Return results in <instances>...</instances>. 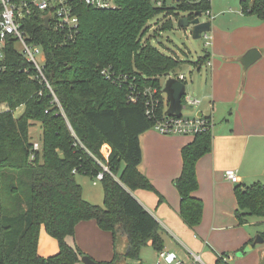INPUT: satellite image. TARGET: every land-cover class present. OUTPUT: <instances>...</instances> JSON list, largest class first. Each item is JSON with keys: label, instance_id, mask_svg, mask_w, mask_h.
<instances>
[{"label": "trees", "instance_id": "16d2710c", "mask_svg": "<svg viewBox=\"0 0 264 264\" xmlns=\"http://www.w3.org/2000/svg\"><path fill=\"white\" fill-rule=\"evenodd\" d=\"M177 8L156 7L151 0H118L114 10H96L77 0L75 13L80 29L75 39L46 28L41 14L31 16L25 28L31 41L43 48L45 72L61 108L31 64L15 49L7 52L0 69V264H77L86 256L72 248L68 237L84 221H94L116 241L127 238L125 254L99 264H142L140 251L151 243L164 249L163 229L156 218L132 195L138 189L156 192L140 171V137L153 129L166 113L162 80L184 63L150 41L143 43L147 24L155 16L180 12L206 13L211 0H179ZM241 11L264 21V0H241ZM169 20L162 30L173 29ZM205 56L199 63L205 61ZM198 63V64H199ZM107 70L113 79H108ZM113 80V81H112ZM141 92L130 101L132 89ZM157 89L160 99L156 118L146 116L144 89ZM23 108L21 114L16 111ZM39 122L41 150L34 151L31 129ZM213 132L205 131L182 149L183 168L174 185L180 196V216L189 228L202 223L204 203L194 196L199 188L198 161L213 149ZM101 180L104 203L96 206L83 197L77 175ZM116 179V177H118ZM237 217L264 219V184L235 188ZM162 201L163 198L160 197ZM54 238L59 252L39 254L41 231ZM122 235V236H121ZM264 237V235H262ZM217 264H230L225 255Z\"/></svg>", "mask_w": 264, "mask_h": 264}, {"label": "crops", "instance_id": "0c3cea01", "mask_svg": "<svg viewBox=\"0 0 264 264\" xmlns=\"http://www.w3.org/2000/svg\"><path fill=\"white\" fill-rule=\"evenodd\" d=\"M215 16V26L206 38L211 47L204 55L208 58L195 64L199 78L191 89L192 98L205 106V112L198 114L211 118L214 125L219 112L218 117L226 120V128L216 136L213 133L212 151L196 167L199 188L194 196L204 203L202 223L192 229L183 222L174 185L183 168L182 149L194 140L192 136H165L154 129L142 134L139 171L156 192L138 189L132 195L160 223L165 244L162 252L174 253L185 264H217L222 255L230 264H264V243L254 244L264 235V219L247 217L241 224L235 197L237 186L247 187L264 178V21L236 9L216 11ZM252 49L261 57L245 70L240 59ZM202 66L207 68L206 76L201 75ZM227 170H234L240 182L227 181ZM41 239L42 235L39 254L48 257ZM67 242L97 262L111 261L116 252L125 254L127 249L124 235L114 241L112 234L94 221L79 223ZM249 245L253 250L244 253Z\"/></svg>", "mask_w": 264, "mask_h": 264}, {"label": "built area", "instance_id": "2783aa9c", "mask_svg": "<svg viewBox=\"0 0 264 264\" xmlns=\"http://www.w3.org/2000/svg\"><path fill=\"white\" fill-rule=\"evenodd\" d=\"M76 1L77 0H0V69L5 68L3 63L6 60L7 52L11 48H15L27 62L31 64L32 68L35 70L37 79L50 90L53 103L57 104L60 108V102L46 76L45 52L41 46L31 41L30 33L27 28H25V25L28 19L34 14H41L43 22L44 18L49 16V28L52 27V29L57 32H64L69 39H75L80 29V19L75 13L77 6ZM165 1L166 0H151V2L159 8L163 7ZM81 2L96 10H114L118 8L119 5L118 0H81ZM207 14L211 16L210 11H207ZM207 34L208 33H205L203 37L207 38ZM206 45H208V43ZM18 46L21 47V50H18ZM103 74H105L108 79H113V75L107 70H105ZM169 77L176 78L182 82L186 81L184 75L175 76L171 73ZM113 80L114 82H122L124 78ZM131 89L132 91L128 96L129 100L135 101L139 99L141 92L138 93L136 89ZM157 95V89L146 88L142 92L146 105V116L148 118H156V110L160 105V99ZM163 96L165 97L164 92ZM182 103L183 110L187 107H193V111H195L197 106L200 105V101L187 95V92L182 99ZM213 127V121L207 116L202 115L200 117L198 114L193 117L184 116L182 112L181 116H167L165 113L162 117L156 118L153 129L165 136L195 137L205 131L213 130ZM33 146L34 151L41 150L40 143L34 142ZM102 168L103 171L99 172L95 177L98 181L103 180L105 173L110 174L107 166L102 165ZM225 177L226 180L231 183L237 184L240 182L234 170H227L225 172ZM159 259L160 262H166L168 264H185L179 260L174 253L169 252H160Z\"/></svg>", "mask_w": 264, "mask_h": 264}, {"label": "rangeland", "instance_id": "374dc122", "mask_svg": "<svg viewBox=\"0 0 264 264\" xmlns=\"http://www.w3.org/2000/svg\"><path fill=\"white\" fill-rule=\"evenodd\" d=\"M211 1H212L211 16H208L206 12L203 14L202 20L210 21L212 23V26H215L214 22L216 20V16H215L216 11L231 12L235 9L241 11V0H211ZM166 2H167L168 10L172 8L174 9L177 8L178 2L176 0H166ZM235 6H239V7L236 8ZM176 14H178L177 17L175 16L171 17L166 11L164 13L155 16L152 20H150L147 24L148 29L142 39V42L146 43L150 41V43L162 53L169 56L177 57L178 59L184 62L177 71L172 73V75L178 76L180 75V73L185 74V76L187 77L186 80L187 95L193 97L191 89L193 88V84L195 85L196 79L199 78V73L195 68L196 66L195 64L199 63V59L203 58L206 52L211 47L206 45L207 40L205 37L199 40L193 39L190 28H186V29L178 28L177 26L178 18L185 16L188 13H183L176 10ZM169 20H172L174 22L173 29L162 30L161 29L162 26ZM17 48L18 50H21L20 46H18ZM201 71H202L201 75L206 76L207 68L205 66H202ZM166 80L167 79L164 77L162 82L165 84ZM204 108L205 106L200 105L196 108L195 111H189L184 109L183 115L193 117L197 115L200 110L205 112ZM166 109H167V104H166ZM4 110H6V106L0 105V112ZM22 111L23 108H20L16 111V114L19 115L22 113ZM220 115L221 114L219 112L217 116H214V119H216L215 125L212 130L214 136H216L217 131H220L221 129L224 130V128H226L224 127L226 125V120L224 117L219 118L218 116ZM31 136H32L31 139L32 142H38V143L41 142L42 129H41V124L39 122L35 123L34 127L31 129ZM117 178H119V176ZM76 179L77 182L82 187L83 197L93 205L103 206L104 192L101 181H98L95 178H91L85 175H77ZM256 182L264 184V178L260 180H256ZM251 220L261 221L263 220V218L253 217V219ZM261 228H262L261 231H264V225H261ZM41 235H42L41 242L43 243V249L45 248L44 251L48 253L50 256L56 255L59 252V246L57 241L54 238H52L50 235H48L45 231H42ZM75 247L76 246H74L72 243V248ZM44 251L42 252L44 253ZM52 251L54 252L51 255L50 253H52ZM159 254L160 253L158 254L156 253V251L154 250L151 244H146L141 248L140 258L144 264H168L166 262H160ZM125 262L126 264H135V262L130 259H127V261ZM77 264H81V262Z\"/></svg>", "mask_w": 264, "mask_h": 264}, {"label": "water", "instance_id": "95a60500", "mask_svg": "<svg viewBox=\"0 0 264 264\" xmlns=\"http://www.w3.org/2000/svg\"><path fill=\"white\" fill-rule=\"evenodd\" d=\"M179 1V0H176ZM188 13L185 16L178 18L177 26L178 28H190L192 32V37L195 40H199L203 37L205 33H209L212 29L211 22L208 20H202L203 12L197 11L193 13ZM50 17L44 18L45 27L49 28ZM261 57L260 52L257 49H252L248 51L241 59L240 62L243 65L244 69L247 70L250 66H252L255 62H257ZM168 77V78H167ZM167 78L163 92L166 95V99L168 101V109L166 110L167 116H181L183 112V103L182 99L186 95L187 92V84L182 82L176 78L169 77V74L165 76ZM189 111H193V107L186 108ZM198 116H202V114H198ZM264 239L262 236H258L255 239L254 244H263ZM253 250V246L249 245L245 248L244 253L250 252ZM239 255H242L239 253ZM82 264H99L89 256H84L81 258Z\"/></svg>", "mask_w": 264, "mask_h": 264}]
</instances>
